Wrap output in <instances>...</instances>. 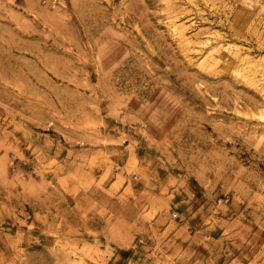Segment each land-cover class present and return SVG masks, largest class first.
<instances>
[{
    "label": "rangeland",
    "instance_id": "1",
    "mask_svg": "<svg viewBox=\"0 0 264 264\" xmlns=\"http://www.w3.org/2000/svg\"><path fill=\"white\" fill-rule=\"evenodd\" d=\"M0 264H264V0H0Z\"/></svg>",
    "mask_w": 264,
    "mask_h": 264
}]
</instances>
